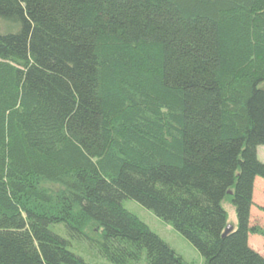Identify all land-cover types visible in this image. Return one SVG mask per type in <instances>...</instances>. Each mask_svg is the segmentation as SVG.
<instances>
[{
    "label": "trees",
    "instance_id": "16d2710c",
    "mask_svg": "<svg viewBox=\"0 0 264 264\" xmlns=\"http://www.w3.org/2000/svg\"><path fill=\"white\" fill-rule=\"evenodd\" d=\"M0 18V264H91L75 242L188 264L125 199L202 264H264V0H0Z\"/></svg>",
    "mask_w": 264,
    "mask_h": 264
},
{
    "label": "rangeland",
    "instance_id": "374dc122",
    "mask_svg": "<svg viewBox=\"0 0 264 264\" xmlns=\"http://www.w3.org/2000/svg\"><path fill=\"white\" fill-rule=\"evenodd\" d=\"M16 29L14 24L0 18V33L14 32ZM256 153L258 160L264 163V145H259ZM122 206L136 215L152 232L173 248L176 253L181 255L188 264L203 263V258L199 252L181 234L176 232L168 223L157 218L150 210L142 207L132 199L123 200ZM223 206L227 212L228 225L236 228L237 220L233 207L228 203H224ZM249 226L264 230V179L260 177H256L254 180ZM57 228L58 226H53V230H57ZM248 244L254 251L264 257V232L249 233ZM69 249L80 256L86 263L112 264L97 252L91 250L84 242H75ZM129 264H145V260L141 259L138 262H131Z\"/></svg>",
    "mask_w": 264,
    "mask_h": 264
},
{
    "label": "water",
    "instance_id": "95a60500",
    "mask_svg": "<svg viewBox=\"0 0 264 264\" xmlns=\"http://www.w3.org/2000/svg\"><path fill=\"white\" fill-rule=\"evenodd\" d=\"M231 226H229V225H227V227H226V229H225V232H228V231H230L231 230Z\"/></svg>",
    "mask_w": 264,
    "mask_h": 264
}]
</instances>
